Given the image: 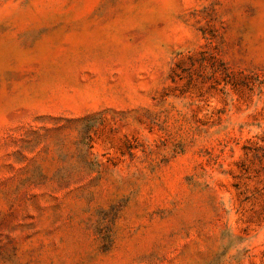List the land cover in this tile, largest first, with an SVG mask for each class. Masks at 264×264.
<instances>
[{
    "label": "rangeland",
    "instance_id": "1",
    "mask_svg": "<svg viewBox=\"0 0 264 264\" xmlns=\"http://www.w3.org/2000/svg\"><path fill=\"white\" fill-rule=\"evenodd\" d=\"M0 264H264V0H0Z\"/></svg>",
    "mask_w": 264,
    "mask_h": 264
}]
</instances>
